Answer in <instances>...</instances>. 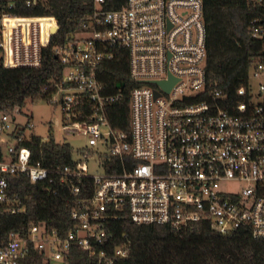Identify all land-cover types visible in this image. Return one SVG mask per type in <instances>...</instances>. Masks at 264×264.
Instances as JSON below:
<instances>
[{
	"label": "built area",
	"instance_id": "2783aa9c",
	"mask_svg": "<svg viewBox=\"0 0 264 264\" xmlns=\"http://www.w3.org/2000/svg\"><path fill=\"white\" fill-rule=\"evenodd\" d=\"M107 3L90 0L77 27L60 37L54 17L18 15L17 0H0V65L38 68L49 47L61 70L48 99L88 146L107 147L97 160L100 174L88 175L84 158L73 159L72 150L71 164L49 169L31 163L30 150L18 146L32 126L15 120L19 109L0 112V212H23L9 197L15 176L82 182L71 187V229L62 236L32 223L25 235L9 232L0 239V264H19L30 248L62 262L72 246L96 264H119L129 250L114 245L112 224L122 218L176 230L205 223L219 234L244 229L264 239V63L251 65L230 100L208 90L201 0H124L112 9ZM249 30L252 38L264 37L258 19ZM117 47L126 49L129 77L138 83L129 93L125 129L109 120L118 95L104 94L96 76ZM250 78L263 82L254 88ZM169 80L166 90L160 83Z\"/></svg>",
	"mask_w": 264,
	"mask_h": 264
},
{
	"label": "trees",
	"instance_id": "16d2710c",
	"mask_svg": "<svg viewBox=\"0 0 264 264\" xmlns=\"http://www.w3.org/2000/svg\"><path fill=\"white\" fill-rule=\"evenodd\" d=\"M124 0H108L107 7L117 8ZM206 30L205 73L208 90H219L230 100L237 99L236 89L247 80L254 62L264 63V37L252 38L250 21L264 23V6L253 0H201ZM90 0H37L26 6L17 0L15 14L24 16H52L59 25V36L77 27L78 17L89 9ZM61 65L49 47L43 50L38 68H5L0 65V112L19 110L27 100L48 98L54 91L53 82L59 76ZM104 94L118 95L109 107V120L119 129H125L128 119L129 93L138 85L128 74V54L125 48L113 49L112 57L102 61L96 72ZM31 153V163L40 162L54 169L71 164V148L56 143L52 138L43 140L30 134L18 143ZM83 183H89L88 180ZM70 184L54 181L30 183L24 175L9 179V197L23 212H0V239L9 232L25 235L32 223H45L60 235L72 227L70 211L76 198ZM85 194L80 193L78 197ZM4 208L0 206V211ZM113 243H124L128 256L119 264H264V239L253 238L248 230L240 229L219 234L205 223L185 229L166 225H135L127 218L112 224ZM19 264H96L94 260L72 246L62 262H51L43 254L30 248Z\"/></svg>",
	"mask_w": 264,
	"mask_h": 264
},
{
	"label": "rangeland",
	"instance_id": "374dc122",
	"mask_svg": "<svg viewBox=\"0 0 264 264\" xmlns=\"http://www.w3.org/2000/svg\"><path fill=\"white\" fill-rule=\"evenodd\" d=\"M250 82L255 88L258 83L263 82V79L250 78ZM19 112L14 115L15 120L23 127L27 122L32 125L31 128H25V135L33 134L43 140L52 138L56 143L67 144L72 150L73 159L84 158L88 175L102 173V168L98 165L97 160L99 155L107 152V147L102 144L90 147L87 145L85 135L71 132L70 120H64L58 103H54L48 98L39 97L27 100ZM64 126L69 127V130L65 129ZM82 154L85 156L82 157Z\"/></svg>",
	"mask_w": 264,
	"mask_h": 264
},
{
	"label": "water",
	"instance_id": "95a60500",
	"mask_svg": "<svg viewBox=\"0 0 264 264\" xmlns=\"http://www.w3.org/2000/svg\"><path fill=\"white\" fill-rule=\"evenodd\" d=\"M56 28L52 29V32H55ZM166 90L169 89V86L171 84V80H169L168 82H161L160 83Z\"/></svg>",
	"mask_w": 264,
	"mask_h": 264
}]
</instances>
